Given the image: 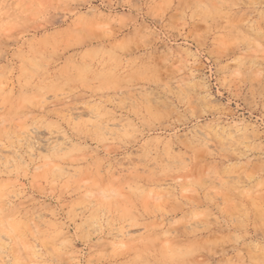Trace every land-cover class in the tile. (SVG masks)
<instances>
[{"label": "clouds", "instance_id": "1", "mask_svg": "<svg viewBox=\"0 0 264 264\" xmlns=\"http://www.w3.org/2000/svg\"><path fill=\"white\" fill-rule=\"evenodd\" d=\"M0 264H264V0H0Z\"/></svg>", "mask_w": 264, "mask_h": 264}]
</instances>
